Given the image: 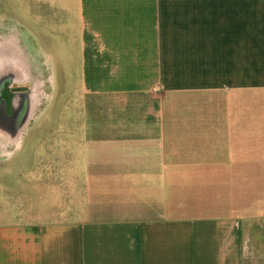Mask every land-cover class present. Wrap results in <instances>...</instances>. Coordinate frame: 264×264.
I'll return each instance as SVG.
<instances>
[{
  "label": "crops",
  "instance_id": "0c3cea01",
  "mask_svg": "<svg viewBox=\"0 0 264 264\" xmlns=\"http://www.w3.org/2000/svg\"><path fill=\"white\" fill-rule=\"evenodd\" d=\"M18 41L80 112L0 129V264H264V0H0Z\"/></svg>",
  "mask_w": 264,
  "mask_h": 264
},
{
  "label": "rangeland",
  "instance_id": "374dc122",
  "mask_svg": "<svg viewBox=\"0 0 264 264\" xmlns=\"http://www.w3.org/2000/svg\"><path fill=\"white\" fill-rule=\"evenodd\" d=\"M11 44H13L14 61L17 67L15 78L18 79L21 70L26 74L22 80L15 79L11 87L25 88L29 100L26 119L12 129L23 135L27 130L46 131L62 128V123L57 121V115L79 113L80 109L77 106L74 108L70 104L71 100L67 98L60 100L59 87L62 88L64 81L66 86L76 84L77 78L71 75L72 73L68 75L60 73L62 71L57 59V43L18 41ZM16 99L18 104L19 93H16ZM0 127L3 128L1 130L6 128L3 123H0Z\"/></svg>",
  "mask_w": 264,
  "mask_h": 264
},
{
  "label": "flooded vegetation",
  "instance_id": "af4514ba",
  "mask_svg": "<svg viewBox=\"0 0 264 264\" xmlns=\"http://www.w3.org/2000/svg\"><path fill=\"white\" fill-rule=\"evenodd\" d=\"M15 55L12 54L11 58V69L7 72V78H4V80L1 82L2 85V94L0 98V123H3L7 126V124H11V126L16 127L18 123L25 120L27 115L26 111L28 109L29 100L27 96V91L23 87H11V83L15 82L14 80L17 77L15 66ZM10 59V58H9ZM20 69V68H19ZM18 69V70H19ZM16 80H22L21 73L19 71L18 79ZM19 90V91H17ZM16 93H19V103L16 104ZM2 102V103H1ZM15 102V103H14ZM6 105V106H3ZM3 112V117H2ZM9 112H14L13 115H8ZM7 121V122H6ZM0 129H3L0 127Z\"/></svg>",
  "mask_w": 264,
  "mask_h": 264
},
{
  "label": "bare ground",
  "instance_id": "6f19581e",
  "mask_svg": "<svg viewBox=\"0 0 264 264\" xmlns=\"http://www.w3.org/2000/svg\"><path fill=\"white\" fill-rule=\"evenodd\" d=\"M11 48V50L13 49L12 48V45L11 43L9 42H4V43H1L0 45V97L1 94H2V85H1V82L4 80V78H7V72L11 69V58H12V54L9 55L8 54V50ZM10 58V59H9ZM21 76H22V79H24L26 77V74L23 70H21ZM0 100H2V98H0ZM2 103V102H1ZM14 112H9L8 115H13ZM2 117H3V112H2Z\"/></svg>",
  "mask_w": 264,
  "mask_h": 264
}]
</instances>
